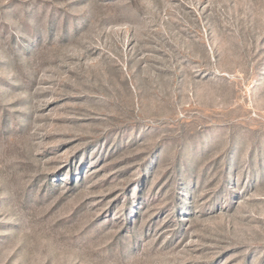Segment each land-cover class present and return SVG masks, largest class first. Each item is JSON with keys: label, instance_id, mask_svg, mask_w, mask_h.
Segmentation results:
<instances>
[{"label": "rangeland", "instance_id": "374dc122", "mask_svg": "<svg viewBox=\"0 0 264 264\" xmlns=\"http://www.w3.org/2000/svg\"><path fill=\"white\" fill-rule=\"evenodd\" d=\"M0 264H264V0H0Z\"/></svg>", "mask_w": 264, "mask_h": 264}]
</instances>
